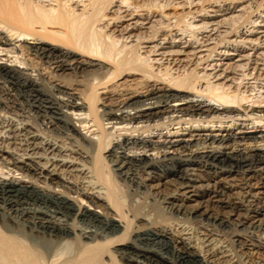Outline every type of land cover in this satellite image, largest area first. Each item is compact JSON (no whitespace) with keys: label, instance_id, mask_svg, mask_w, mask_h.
I'll return each instance as SVG.
<instances>
[{"label":"bare ground","instance_id":"bare-ground-1","mask_svg":"<svg viewBox=\"0 0 264 264\" xmlns=\"http://www.w3.org/2000/svg\"><path fill=\"white\" fill-rule=\"evenodd\" d=\"M175 1L0 0V54L15 56L0 107L43 126L0 113V264L237 261L208 229L198 240L127 205L121 186L154 199L168 186L163 213L236 229L264 264V131L245 132L264 123L248 95L264 90V16L224 28L249 4H211L186 32L165 14L193 0Z\"/></svg>","mask_w":264,"mask_h":264},{"label":"rangeland","instance_id":"rangeland-1","mask_svg":"<svg viewBox=\"0 0 264 264\" xmlns=\"http://www.w3.org/2000/svg\"><path fill=\"white\" fill-rule=\"evenodd\" d=\"M133 1H139V0H133ZM145 0H141V2H137L139 5H141L142 7H144L143 5L145 4L144 2ZM189 1V0H188ZM187 0H183L182 4H186L188 3ZM181 0H176L175 3H181ZM256 3V4H255ZM211 4H216L219 6H226V5H234V6H246L247 4H249L246 8V10L244 11V15L242 16V18L237 19L234 23L229 22L224 28H244L247 27L250 21H253L255 19L258 18V16H264V0H193L192 6L187 8H181L180 6L178 7L177 5L172 7V10H168L166 11V14H168V16L170 17V23H171V28H180L182 30H187L191 27L194 28L195 26H199L200 25V20L201 18L198 17V13L203 9H206V12L208 14H211L209 11H211L212 8H210ZM136 11H139L136 10ZM108 14V13H107ZM108 16H112L111 14H109ZM163 16V15H162ZM257 17V18H256ZM168 19V18H166ZM154 21H160L166 23L165 19H162V17L159 15L153 19ZM240 20V21H239ZM177 26V27H176ZM194 26V27H193ZM249 28V27H248ZM189 32V31H188ZM254 38V37H251ZM233 40V39H231ZM207 54V52H202V54H198L196 56V59H200L201 57L205 56ZM249 56H253V52H248L246 53ZM8 58L4 57V53L0 54V64L1 63H5L9 58L15 59V56L13 55H8ZM152 63H161L159 61V57H154ZM191 69V68H190ZM248 95H250L251 98H253V100L255 101H260L264 98V90L259 88H256L253 92H249ZM0 100L3 101V98L0 97ZM249 106L251 105V103H247L245 104V106ZM261 106H264V104H261ZM0 113L3 114V116H5L6 118L15 120V121H19L23 122V123H28L30 125H35L34 127H39V128H43V126L41 125L40 121H36L34 119H31L27 114H22L16 110H8L5 109L3 106L0 107ZM6 113V114H5ZM239 124V122L237 123ZM264 123H256L255 127L253 129H250L251 126H249V129L245 130V132L247 133H257L260 130L264 131V128H261V126ZM64 144L68 145V141L64 142ZM168 187V186H167ZM165 190H163V188L161 190L160 193L156 194V200L153 198L154 196L150 193V194H142V190H137V193H133L131 191H126V189L121 186L122 191H124L125 193V199H126V204H133L136 207L140 208L141 210H145L146 213H152V214H157L159 215V220L157 221L158 223H162L164 225H170L171 227H175L181 230H186L188 232H190L194 238H197L198 240H200L202 238V233L204 230H209L211 231L213 234L216 235L215 238V242L217 243V246H222L225 247L227 250L230 251V254L232 256V258L234 259L235 264H258V262H256L255 259H248L245 258L243 256V254H241V250L239 248V246L236 244V240L237 238L234 236L236 233H239L236 231V229H233L231 227H211L206 225L205 223L203 224L202 221L199 220H195V219H191V218H185L182 216H173V215H169L166 213H163L160 208H161V199L160 197L163 194L168 193V191L170 192L169 187ZM125 190H124V189ZM134 190V189H133ZM152 192V191H151ZM155 200V201H153ZM160 201V202H159ZM194 203H189L188 205H193ZM161 211V212H160ZM161 213V215H160ZM166 223V224H165ZM168 225V226H169ZM205 227V228H204ZM192 230V231H191ZM239 230H242V227L239 228ZM236 233H234V232ZM252 231L251 229L248 230V233ZM245 234V233H244ZM243 234V235H244ZM253 238L254 239H258V241L261 244H264V231H254L253 233ZM260 235V236H259ZM30 242H33L32 240H29ZM35 241L38 242L37 239H35ZM262 241V242H261ZM215 243V244H216ZM221 243V244H220ZM248 243V247H252L250 246L251 243H258L256 242H246ZM220 244V245H219ZM233 249V250H232ZM248 249H252V248H248ZM241 254V255H240Z\"/></svg>","mask_w":264,"mask_h":264}]
</instances>
